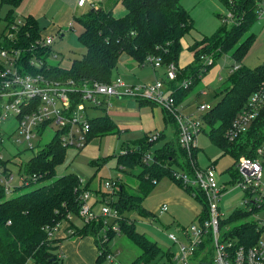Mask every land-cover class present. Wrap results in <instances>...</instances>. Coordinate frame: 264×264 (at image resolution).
<instances>
[{"label": "trees", "instance_id": "trees-1", "mask_svg": "<svg viewBox=\"0 0 264 264\" xmlns=\"http://www.w3.org/2000/svg\"><path fill=\"white\" fill-rule=\"evenodd\" d=\"M22 1L0 0V8L7 6L5 14H0V22L13 21L14 8ZM218 1L230 13V18L220 14L221 23L214 32L202 35L188 46L192 52V60L183 67H178L175 78L167 80L166 86L174 96L175 103H178L190 86L211 66L216 56L222 52H230L238 67L231 69L228 85L223 88L220 98L201 114V119L210 127V138L224 151L233 153L237 159L245 153L248 140L245 138L240 141H228L225 131L251 92L264 83V62L253 67L242 62L255 40V33L251 32L250 28L258 18L264 0ZM121 2L126 8V12L121 16H114L111 11L101 7H91L75 17L82 26L77 38L85 47V52L81 57L73 58L68 68L44 61L40 68L35 69L49 78H72L77 85H81L90 81L111 82L112 71L116 68L122 52L128 53L138 63H143L145 58L151 55L158 56L162 65L170 62L177 65L182 49L181 39L194 27L191 14L180 0ZM15 36L18 37V43L25 44L34 42L41 36L33 15H23V23ZM46 52V48L40 50L41 54ZM200 55H208L211 61L201 63ZM187 78H191V83L184 87L181 83ZM167 114L175 123L176 139L164 141L160 146L154 147L149 163L143 161V155L149 152L159 135L156 139L149 140V134L145 133L133 146L122 145L126 152L116 155L121 170L138 164L141 166L139 171L130 173L135 178L133 183L127 180L120 182L113 192L116 196L112 203L120 213L117 221L119 232L111 228L112 223L104 226V218L101 215L83 222L81 226L73 222L72 217L78 215L81 205L80 193L87 189V185H81L78 175L74 172L56 175V167L62 163L66 149L56 135L39 147L24 162L23 172L30 176L35 175V180L30 182L53 179L49 183L9 198H5L6 193L0 188V264H25L28 259H32L35 264H62L61 256L58 255L61 239L54 237L53 232L63 223H66V229L70 230L69 236L89 235L93 238L97 253L92 264H104L110 252L107 242L117 233L125 234L140 249V254L127 264H161L164 262L161 257L170 259L168 251L135 229L134 221L126 214V210L136 209L140 213L146 211L141 202L162 175L169 176L178 185L183 186L175 177L172 164L187 172L192 170L189 155L179 145L174 117ZM89 120L91 129L88 139L118 131L106 114L90 117ZM196 151L197 147L192 150V157ZM1 162L5 163L3 159ZM23 185L25 184L20 186ZM184 189L191 191L188 187ZM99 193L101 197L106 194L103 191ZM194 197L202 204L201 210L195 215L198 220V215L206 214V207L201 194L196 193ZM222 226L223 236L230 237L237 245L247 247L257 239L253 222L241 208L232 210L222 220ZM208 243L207 236L195 250L194 255L199 257L197 264H213L212 249ZM203 249L204 254L201 253Z\"/></svg>", "mask_w": 264, "mask_h": 264}, {"label": "built area", "instance_id": "built-area-1", "mask_svg": "<svg viewBox=\"0 0 264 264\" xmlns=\"http://www.w3.org/2000/svg\"><path fill=\"white\" fill-rule=\"evenodd\" d=\"M84 2L85 0H77L79 5ZM261 10L260 8L259 14ZM226 16L230 18L231 15L227 12ZM22 23L23 16L16 15L13 21L4 22L0 29V120L9 116L16 118L18 134L26 141L28 147H32V139L39 138L48 126H53V135L57 136L62 145L75 146L80 150L87 143L91 129L87 106L108 107L109 98L112 96H130L159 104L174 117L179 145L190 157L191 172L179 169L173 171L174 175L183 187L191 189L193 196L196 193L201 194L206 207V214L198 215L197 223H191L187 228L189 230V234L186 235L187 243L178 242L176 263L190 264V258L195 250L208 236L213 264H264V83L251 92L225 131L228 141L246 138L248 145L245 153L234 163L231 180L220 183L213 165L200 168L191 156L192 150L197 147L196 135L201 130V117L181 114L174 96L160 80L157 79L150 85H128L117 78L111 82L90 81L77 85L72 78L65 80L49 78L35 68H40L44 61H47L54 36L47 34L29 44L18 43L15 33ZM44 48L47 52L41 54L40 50ZM200 60L202 63L211 61L208 55H200ZM144 61L151 63L153 68L162 67L167 80L175 78L178 69L175 63L162 65L158 56L151 55ZM237 67L238 64L235 63L231 69ZM190 83L191 78H187L181 84L188 87ZM206 108L203 103L197 105V110L204 111ZM157 136L158 133H149L148 138L154 140ZM17 140H20V137ZM119 152L125 153L126 149L121 148ZM151 159V152L143 155V161L146 163ZM1 160L0 157V188L8 193L17 185L12 183L13 173ZM28 176L29 178L21 175V184L26 185L35 180V175ZM119 183L120 180L112 178L104 181L105 187L111 191L103 196L98 213L92 209L89 191L86 189L80 193L81 205L78 216L83 222L101 215L104 218V226L112 223L111 228L119 232L117 221L120 213L112 203L113 192ZM228 185H234L240 190L239 200L242 205L235 206L233 210L236 208L245 210L247 218L254 224L257 239L250 246L237 245L230 237H224L220 230V222L225 216L220 210L219 202ZM167 207V203L162 202L158 206L159 213L166 211ZM168 238L176 241L172 233H168ZM204 251L203 249L201 252ZM58 255L61 256L60 253ZM112 259L113 254L109 252L107 260L111 262Z\"/></svg>", "mask_w": 264, "mask_h": 264}, {"label": "rangeland", "instance_id": "rangeland-1", "mask_svg": "<svg viewBox=\"0 0 264 264\" xmlns=\"http://www.w3.org/2000/svg\"><path fill=\"white\" fill-rule=\"evenodd\" d=\"M203 2L209 3L206 0H202L196 4L193 10L195 14V18L193 17L194 27L181 39L182 49L178 56L177 67H183L192 60V52L188 46L202 35H209L214 32L221 23L219 15L227 14L225 13L226 9L221 5L215 9L212 4H208V9H206ZM261 6L264 7V3ZM20 8V6L14 8L15 16L19 14ZM6 10V5L1 6L0 14L3 16ZM204 10L209 11L210 14L205 13ZM115 14L117 15L118 13ZM260 19L261 17L258 16L250 28V31L255 33L256 38L242 61L244 65L251 67L264 62V20ZM73 21L72 28L67 25L63 32L52 33L54 40L51 43V51L47 56V61L50 64H58L64 68H68L73 58H79L85 52V47L77 38L82 26L77 19ZM3 24L4 21H1L0 29ZM54 53L56 56H53ZM235 63L230 52H222L216 56L214 62L206 72L190 86L181 101L176 103L180 113L201 117V113H205L220 98L223 88L229 83L228 77ZM158 71V78H155L151 63L147 61H144L143 64L138 63L128 53L122 52L118 57L116 68L112 71L111 81L120 78L128 85H150L158 79L166 86L167 78L165 77L163 68H158ZM199 87H202L205 92L198 93L197 89ZM129 98L130 101H135V97ZM130 101L129 104L131 103ZM200 103L207 106L206 110H197V105ZM155 109L161 115L160 117L162 119V110L158 104ZM77 110L80 111L79 108ZM86 111L89 117H93L103 114L105 109L104 106L100 108L87 106ZM17 125L18 121L13 116L0 120V157L5 161L3 164L13 173L12 183L19 186L17 189L6 193L5 198L28 191L41 184L49 183L53 179L34 181L20 186L21 175L29 178L23 172L22 167L24 162L53 136L54 127L48 126L39 138L32 139V147H28L26 141L18 134ZM170 127L167 124V128L171 131ZM161 128H163V125H161ZM143 134L142 130L135 131L131 129L130 131L122 130L118 133L93 136L87 142L88 149H92L90 150L91 153H85L84 151L78 150L75 146L69 145L65 149L62 163L56 167V175L74 172L83 181H80V184L83 186L87 185V190H89V194L91 193L92 196L101 191L106 194L111 191L104 185V181L109 178L120 181L127 178L128 182L133 183L135 178L130 173L139 171L141 166L138 164L132 168L121 170L117 164L116 155L121 151L122 145L129 144L131 147L130 144H132V141L138 140ZM171 135H173V139L176 138V134L173 131H171ZM209 135L210 127L205 121H202L201 130L196 135L197 151L194 155V160L200 168L213 165L220 183L229 181L231 180V174H234L235 156L230 151H224ZM19 137L20 140H17ZM162 142L163 140L161 139L155 140L149 152H153L154 147L160 146ZM171 168L173 170L180 169L175 164H172ZM192 193V191H187L183 186L178 185L169 176L162 175L150 193L141 202L146 210L145 212L140 213L136 209L126 210V214L134 221L135 229L143 232L144 235L156 241L163 250L168 251L171 255L169 263H176L175 254L178 251V242L187 243L186 235L189 234L187 228L191 223H197L195 214L201 210L202 204ZM239 197L240 190L238 187L234 185H228L226 187L219 202L223 216L227 217L235 206L242 205ZM162 201H166L168 207L166 211L159 213L158 206ZM98 208L99 205L94 206V212L98 213ZM106 219L110 220L111 218L106 217ZM74 220L80 222L82 219L77 215L74 216ZM222 228L221 220L220 230ZM54 233L55 231L53 235ZM168 233H172L176 241L168 238ZM72 239L76 241L74 242L75 247L85 246V241L80 243L81 240L77 236ZM107 246L113 254V259L111 262L105 260L104 264H127L140 254L139 247L123 233L115 234L108 240ZM201 253L204 254V252ZM198 258L193 255L190 258V264H197ZM70 259H72V263L77 264L75 258L71 257ZM61 261L62 264H67V260L62 256ZM25 264L35 263L32 259H28Z\"/></svg>", "mask_w": 264, "mask_h": 264}, {"label": "crops", "instance_id": "crops-1", "mask_svg": "<svg viewBox=\"0 0 264 264\" xmlns=\"http://www.w3.org/2000/svg\"><path fill=\"white\" fill-rule=\"evenodd\" d=\"M199 1L202 0H180L183 7L189 11L192 18L193 17L195 18V14L193 13V10L195 9L196 4ZM206 2H209V3L203 2L206 9H208V4H212L215 9L221 5L218 0H206ZM19 6L21 7L20 8L21 10H19L20 12L18 15H22V16L23 15L25 16L27 14L33 15L39 26L41 36L52 33L56 34L60 31L63 32L64 28L67 25H69L72 28L74 22L73 20H75V17L82 15L91 7H96V8L101 7L104 10H109L112 12L114 16H121L126 12V8L121 2V0H85V2L82 5L77 4V0H23L19 4ZM261 9L262 10L259 17H261V19L264 20V7L261 6ZM204 12L210 14V12L207 10H204ZM115 13L118 14L116 15ZM225 13H227V10H225ZM153 73H154V77L158 78L159 75L158 69L153 68ZM202 90L204 91L202 87H199L197 89V92L201 93ZM129 97L130 96H121V97L112 96L109 98L110 105H108V107L103 105L105 109L103 114H106L114 122V124L118 129L116 133L122 130L130 131L131 129H133L135 131L142 130L144 134L158 133L159 138L157 139H161L163 140V142L168 140L173 141L176 139V138L173 139L172 138L173 135H171V131H173L176 134L175 123L174 121L168 118V114L166 110H164L158 104V106H160L162 110V119H161L160 117L161 115L155 109V107L157 106L155 102H150V101L148 102L144 100H139L137 98H135V101H130ZM129 101L131 102L130 104ZM114 104H116V106H114ZM161 120L163 122L162 124H161ZM167 124L171 126L170 127L171 131L169 128H167ZM161 125H163V128H161ZM89 140L90 139H88V141ZM136 141L137 140L132 141V144L130 145L133 146V144ZM88 147L89 146L86 143L85 146L80 149V151H84L85 153H91L90 150L92 149H88ZM126 180L127 178H124V180H121L120 182ZM104 196H106V194H104ZM102 198L103 197H101L100 193H96L93 196L90 193V202L92 203V209L94 206L100 205V203L102 202ZM162 202H166V201H162ZM72 220L77 226H81L83 224L82 220L80 222H77L74 220V217L72 218ZM69 232L70 230L66 229V223H63L59 225L58 229H56L54 233V237L61 239L60 246L58 249V251H60L59 252L60 255L67 260L66 261L67 264H74L72 263V259H70L71 257L77 260V264H92L94 262L97 253V246L95 245L93 238L89 235L69 236L68 234ZM75 236L80 238L79 239L81 240L80 243L85 241L84 242L85 246L75 247L74 242L76 241L72 239ZM161 258H162L161 260L164 261L163 263L161 262V264H179L174 262L169 263L170 261L169 258H165V257H161Z\"/></svg>", "mask_w": 264, "mask_h": 264}]
</instances>
